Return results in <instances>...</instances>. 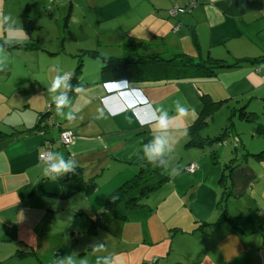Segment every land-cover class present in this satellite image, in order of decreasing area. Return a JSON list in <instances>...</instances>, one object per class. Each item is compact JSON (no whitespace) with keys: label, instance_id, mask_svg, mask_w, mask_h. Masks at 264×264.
I'll return each instance as SVG.
<instances>
[{"label":"crops","instance_id":"crops-1","mask_svg":"<svg viewBox=\"0 0 264 264\" xmlns=\"http://www.w3.org/2000/svg\"><path fill=\"white\" fill-rule=\"evenodd\" d=\"M173 3L189 7V10L172 18L162 15L166 12L161 10ZM95 11L101 15L96 17L99 29L93 27L94 32L84 37L72 33L68 40L63 32L59 38L63 43L56 47L47 46L49 48L46 49L32 36L28 39L25 36H0V42L9 45L0 44L1 47L19 50L16 54L18 61H32L37 65L41 56L39 52H48L45 63L51 69L47 72L39 68L26 71L29 78L22 84L27 88L19 93L32 92L33 83L40 87L27 96L16 95L10 108L18 113L14 122L7 124L0 120V132L3 133L0 135V224L3 227L53 225L51 221L50 224L35 221L32 215L35 210H44L50 214V220L54 218V222L62 218L60 212L68 210L74 217L70 219L67 215L56 222L57 227H75L77 216L91 212L94 215L96 209L103 207L107 194L127 179L132 169L134 172L138 164L146 161L143 146L149 145L153 138L165 142L162 159L164 162L168 160L170 165L186 139L187 127L203 110V95L211 100H224L220 107L231 106L233 114L237 105L248 101L245 106L258 114L264 126V120L259 116L264 113V61L219 68L212 77L202 75V68L184 66L190 72L199 71V74L172 80L158 73L156 76L161 75L159 79L154 76L145 80L132 79L131 87L124 90L106 86L104 82L116 80L112 74L107 76L102 72L103 58L109 56H127L133 60L131 66L138 67L142 64L137 61L146 59L145 56L164 54V58H169L171 56L167 54L177 51L170 43L177 33H183L177 37L180 46L186 35L194 45L190 28L194 30L198 43V49L190 48L191 57L202 56L205 43L210 49L223 48L215 54L218 56H214L212 50L206 54L226 64L241 57L264 58V38L259 28L263 22L259 17H264V0H167L166 3L148 0L144 4L142 1L112 0L97 6ZM73 17L74 14L68 20ZM84 23L80 24V29ZM90 26L92 23H88ZM135 26L138 28L133 32ZM15 39L23 42L17 43ZM190 46L186 45L187 48ZM92 51L97 54L92 56L89 54ZM78 66L81 70L76 73L74 84L71 83L72 90L67 91L69 101L64 109V112L75 116V120L69 123L56 114L52 99L64 91L63 86L51 93L48 89L56 76L73 75ZM4 68L1 73L6 75L1 77L7 76L9 70L11 73L10 62H6ZM36 76H42L43 83ZM178 107L188 111L181 115ZM161 116L166 119V127L159 124ZM214 122L215 125L221 123L215 114L207 120L213 126ZM220 127L217 125V130ZM62 129L73 132L69 144L59 141ZM208 133L214 132L205 129L203 135ZM46 142L51 145L52 159L41 161L38 155ZM260 147L263 151L264 146ZM184 149L190 153V158L187 163L179 160L183 169L202 157L196 158L193 150ZM225 151L228 156V149ZM57 154L63 155L65 160L74 159L82 168L84 178L97 183V189L89 195L77 192L62 198L59 181H52L43 174L47 164L59 163ZM260 160L257 164L250 156L238 158L237 162L241 164L231 171V186L228 177L220 180L215 166L206 167L199 160L200 165L194 172L198 174L197 184L185 203V212L198 224L208 222L216 215L217 220L221 210L225 209L234 226L222 219L215 226H207L212 228L199 230L192 227L186 233L194 235L197 231L200 236L198 249L186 256L179 254L173 264H264V156ZM223 182L231 189L225 197L220 191ZM219 201H225L224 208L222 204L221 207L217 205ZM148 218L155 226L159 225L155 214L148 215ZM216 229L218 234L212 238L211 234ZM23 240L22 237L19 241ZM128 245L133 247L131 252L125 250ZM46 246L51 245L48 243ZM82 247L85 248L84 245ZM164 249L165 246L161 250L154 246L152 249L143 240L136 239L124 243L119 257L125 264H160L161 261L157 260L159 254L168 253ZM153 258H156L154 262ZM165 264H170L168 258Z\"/></svg>","mask_w":264,"mask_h":264},{"label":"rangeland","instance_id":"rangeland-1","mask_svg":"<svg viewBox=\"0 0 264 264\" xmlns=\"http://www.w3.org/2000/svg\"><path fill=\"white\" fill-rule=\"evenodd\" d=\"M110 1L112 0H0V36H4L5 38L25 36L26 39L32 36L33 39H38L43 46H46L44 47L46 49L49 48L47 46L56 47L58 43H63V39H59L62 37L63 32L67 34L66 39L68 40L71 38L70 35L72 33L76 32L80 37H84L92 31L94 32L93 27L99 29L100 25L96 23V17L98 16L100 18L101 15L96 13L95 8L109 3ZM128 1L130 3H140L142 1L144 4L147 3L148 0ZM156 1H161L162 3L167 2V0ZM173 1L174 0H171V2ZM169 7H165L161 12H168L166 10ZM73 14L78 21L75 20L74 17L70 21L68 20V17L70 19ZM161 14L166 15L163 13ZM3 16H10L11 19L6 20ZM259 19L263 21L259 28L262 29L264 38V17H259ZM86 20L87 22H85ZM82 23H84L85 26L80 29V24ZM88 23H92V27H88ZM95 24H97V26ZM15 27L22 28L24 31L12 32V29ZM177 27L178 24L175 26V30ZM137 28L138 26L133 27V32H135ZM182 34V31L181 33H177V37ZM199 35L202 36L200 31ZM177 37H173L170 41L177 51L167 55L172 56L175 53H183L185 57L191 56L189 50L191 47L194 48L192 40L186 35L180 46V40ZM100 41L102 40L100 39ZM187 44L191 46L187 48ZM0 49H3V51L0 52V58H3L6 62H10L12 67L11 73L9 70L7 76H0V120L8 124L14 122L16 120V115H18L17 112L10 109L11 103L16 95L17 97L23 95L27 96L40 87L38 83H33L31 84L32 92L19 93L22 92L24 88H27L22 84L24 79L29 78L26 71L37 70L39 68L47 72L51 69L45 63L46 54H48L46 51L44 54L39 52L41 55L40 62L36 65V63L32 61H18L16 54L19 50L7 49L1 46ZM202 49L203 54L200 56L207 59L206 51L212 50V54L218 56L215 54L223 48L210 49L207 48L204 43ZM155 53L156 51L153 52V54ZM163 55L164 54H162V56ZM4 69L5 68L0 70V75H6V73H1ZM183 69H185V67H183ZM30 78L34 79L31 75ZM36 78L39 82L43 83L42 76H36ZM239 106L240 105H237L236 108H239ZM213 114H215L216 118L218 117V119H220L221 123L220 125H215L214 122V126L211 125V123H207L201 130L202 136H206L205 134L203 135L205 129H212V132H214L212 134L218 135V132H222L223 129L217 130V125L218 128L220 126L221 128H225L229 125L226 139L230 140L231 133H234L242 144L245 145L244 148L242 144H239L237 150L238 158H246V156H240L244 153H258L262 151L260 146H264V136L255 132L258 124H261L259 118L255 122L243 120L239 118L237 112L232 115L231 106L228 107L226 105L216 110ZM259 116L264 120V113H261ZM208 134L212 136L211 133ZM183 144L184 141L178 148L176 160L174 161L178 163L177 167L173 169L172 166L174 162L168 165L169 161L165 160V172L168 169V173L170 174L168 182H164L159 188L152 192L149 191L150 193L147 196L144 195L139 200V204H143L140 207L124 208L122 203L119 205V213L128 218L125 221L114 218L111 214H103L104 208L101 207L97 215H93L91 212L89 215L77 216L75 227H57L58 224L56 222L62 221V218L64 219L67 215L70 216V219L74 217V214L68 210L60 212L59 215L62 216V218H57L56 222L53 221L54 218L50 220V214H47L44 210L33 211L32 215L35 221L42 222L43 224H50L51 221L56 227L52 224L50 227H3L0 224V264H55L56 258H62L66 255H73L77 260V264H79L81 259L86 260L87 264H96V258H102L104 256H113L114 264H125L120 261L119 251L121 247L124 246L125 242L131 240L135 241L136 239L143 240L145 245H149L152 249L154 246L161 250L163 246H165L164 250H167L168 253L164 255L159 254L157 260L161 261L160 264H165L167 258L170 264H173V261L179 257V254L186 256L189 254L188 252L193 253V251L199 247L200 236L197 231L194 235L187 234L186 231H190L192 227H200L199 225L203 222H199L198 224L194 223V220L185 212V203L193 192L194 186L197 184L198 174L183 170V164L180 163L179 160L182 159L187 163L190 158V153L185 151ZM204 147L206 148L193 149V151L195 150L196 158L199 156L204 157L201 163H204L206 167L215 166L220 176L224 174L226 176L225 180L228 177L229 186H231L230 175L232 163H230L229 160L233 154V146L229 143L226 145H218L217 142H215L210 146L206 145ZM225 149H228V156ZM216 152L218 153L217 155ZM212 153L215 156L214 159H212ZM250 158L257 164L261 161L255 156L250 155ZM212 160H214V162ZM191 162H196L200 165L198 159ZM133 170L134 169H132V173ZM136 171L137 168L134 173ZM220 179H222V177ZM153 182H155V180H148V184H153ZM224 185L226 186L223 182V186H221L220 189L221 195H224L225 190H227L223 188ZM139 191V189H136L132 194L138 195ZM224 203L225 201H221L223 208L225 207ZM151 214L157 216L159 225L155 226V224L149 221L150 218H148V215ZM217 216L218 215L208 222H214ZM134 217L139 219L135 220ZM89 220H93L94 222L92 226L94 227V233L88 232V227L90 226ZM72 232H74V236L70 234ZM216 234H218L217 229L211 234V236H213L212 238H214ZM22 237L25 240H23V242L19 241L22 240ZM48 243L51 246H46ZM25 244L32 245L35 254H29L21 258L16 256L12 257V254L15 255L16 252H20L21 249L25 248ZM93 244H103L104 248L93 252L91 248ZM83 245L90 246V248L83 249ZM125 250L131 252L133 247L128 245ZM100 264H103L102 259Z\"/></svg>","mask_w":264,"mask_h":264},{"label":"trees","instance_id":"trees-1","mask_svg":"<svg viewBox=\"0 0 264 264\" xmlns=\"http://www.w3.org/2000/svg\"><path fill=\"white\" fill-rule=\"evenodd\" d=\"M175 6L178 8L184 9L183 12H185L186 10H189V7H182V6L177 5L176 3H173L166 10L168 11L166 12V15H167L166 17L172 18L179 14L177 13L176 15H171L170 11ZM175 26H174V29H175ZM190 31H191V36H192V39L195 45L194 47L195 49H198L197 37L194 34V30L190 28ZM0 44H4V43L0 42ZM4 45L9 46L6 44ZM89 54L94 56L95 54H97V52L92 51V52H89ZM145 57L146 59L142 61H137L138 63L142 64L141 67H138L135 65L131 66L133 60L128 58L127 56H109V57L103 58L104 63L102 67V72L106 73L107 76H110L112 74L111 77H114L113 80H116V81L104 82L105 85L106 86L112 85L114 90H124L126 88L131 87L130 83L132 82V79H140V80L144 79L145 80L152 76H154L156 79H159L161 78V75H165L166 76L165 78H170L172 80L173 79L178 80L181 78H187L188 75L193 76L194 73L199 74V71H196V70H193L190 72L187 69H183L184 66L203 68L204 72L202 75L206 77H212V76H215L216 71L219 68L238 67V66H243V64L247 62L254 63L255 61L257 62L264 61V58H260V57L259 58L241 57V58H235L233 62L226 64L225 61L221 59H214L211 56H207V59L202 58L200 55H198V57H191V56L185 57L183 53H176L174 54V56H171L169 58H164L163 56H160V54L153 55L148 58L147 56ZM80 70L81 69L78 66L75 69L74 74L73 75L71 74L68 76L70 84L71 83L74 84V82L76 81L75 80L76 73H78ZM158 73H160L161 75L156 76V74ZM202 98L203 100L205 99L203 102L204 104L203 110L201 114H199V116L194 120V122L191 123L187 127V130L185 133L186 139L184 141L183 146L186 149L193 150L194 148L204 149L206 148L204 146L206 145L210 146L215 142H217L218 145H226L227 143H229L233 146V154L231 155L229 162L232 163L231 169L234 170L236 167H238L241 164V162H237L238 160L237 150H238L239 144H242V142L238 139V137L234 133H231V135L229 134L231 136L230 140L226 139V136L228 135L229 125H227L225 128L220 127V129H223V131L218 132V135L212 134V136H210L209 134L206 136H202L201 134V130L207 124L208 118L212 117L213 113H215V111L218 110L219 107L224 103V100H211L210 98L207 97V95H203ZM247 104H248V101H245L243 104L241 103L239 108L235 109L234 114L237 112L239 115V118L246 120V121H256V119L258 118V114L256 112H253L247 109L248 107L245 106ZM231 114L233 115V112H231ZM255 132L261 136H264V126L262 124H258V126L255 129ZM2 134L3 133L0 132V135ZM242 146L245 148L244 144H242ZM217 154L218 153L216 152V155ZM250 155L257 157L260 160V158L264 156V151H260L258 153H244V154H241L240 156L247 157ZM214 157L215 156L212 153V159H214ZM202 158L204 157H201L199 160H203ZM240 159L241 158H239V160ZM212 161L214 162V160ZM155 164L158 165V167L153 166L147 161L138 164V168L135 173L133 172L120 185H118L115 189H113L107 194L105 201L103 202V208H104L103 214H111L114 218H117L119 220H123V221L127 220L128 218H126L123 214L119 213L118 207L121 203L123 204L124 208L140 207L143 204H139V200L144 195L147 196L150 193L149 191L152 192L156 190L157 188H159V186H161V184L168 181L170 179V176H169L170 174L168 173V171L165 172V168H164L165 162L162 159V157H157L155 159ZM190 164H192V162L188 163L184 167L183 170H186L187 172H191L187 170V167ZM177 165H178L177 162L173 163L172 168L177 167ZM196 165L198 168L199 166L198 163H196ZM195 171H196V168L192 172H195ZM221 177L225 180L226 176L222 174ZM152 178H155V179H152ZM230 178H231V175H230ZM149 179L153 181L155 180V182H153V184H148ZM58 181L61 186V197L62 198L70 197L71 195L77 192L78 193L82 192L85 195H89L93 191H95L98 187L97 183H94L92 181H87L84 178L83 170L79 166H77L75 174L70 173L64 178L58 179ZM224 188L227 190H225V194L223 195V197L231 193V189H229L226 186ZM136 189L137 190L139 189L140 191L138 195H133L132 193ZM113 196H118V199L115 201V203L111 201ZM217 205L221 207V201H219ZM98 210L99 209H96L94 211V215H97L99 213ZM222 219L227 220L229 223L233 225V222L227 217L226 210L222 209L216 221L212 223L203 222L199 225L200 227H197V229L204 230L205 227L207 226H215ZM89 224L90 226L88 227L89 229L88 232L94 233V229H93L94 227H92L94 225L93 220H89ZM70 234L74 236V232ZM24 247L25 248L21 249L20 252L17 250L18 252H16L15 255L13 256L21 258L24 256H28L29 254H32V255L35 254V250L33 249L32 246L26 247L24 245ZM85 248H88V246H85ZM119 252L123 253V250L120 249ZM155 260L156 258L152 259L153 262Z\"/></svg>","mask_w":264,"mask_h":264},{"label":"clouds","instance_id":"clouds-1","mask_svg":"<svg viewBox=\"0 0 264 264\" xmlns=\"http://www.w3.org/2000/svg\"><path fill=\"white\" fill-rule=\"evenodd\" d=\"M4 19H11L10 16H3ZM24 31L22 28H13L12 32H22ZM26 34V33H25ZM16 40V39H15ZM17 43H22L23 41L16 40ZM7 43V41H6ZM3 49H0L2 52ZM6 67V61L3 58H0V70ZM63 86L64 91H61L58 95L52 97L53 102L56 105V114L63 119H66L69 123H72L75 120V116L71 112H64V109L68 107L69 98L67 96V91L72 90V85L69 82V79L64 75H58L54 78L51 87L48 91L55 92L58 89H61ZM177 111L179 114L184 115L188 111V109L184 107H178ZM103 113L101 112V116ZM159 124L161 127H166L167 122L164 116L159 118ZM164 144L165 142L159 138H153L149 145H144V160L153 166L158 167L155 164V159L157 157H162L164 154ZM60 156L59 163L47 164V166L43 170L44 176L48 177L52 181H56L60 178H64L68 174H75L77 168V162L74 159L65 160L63 155L57 154ZM118 199V196L112 197V202ZM93 252L98 249L104 248L103 244H93L91 246ZM101 259L103 260V264H114V260L111 256L97 257L96 264H100ZM55 264H77V260L73 255H66L62 258H56ZM79 264H87V261L81 259Z\"/></svg>","mask_w":264,"mask_h":264},{"label":"built area","instance_id":"built-area-1","mask_svg":"<svg viewBox=\"0 0 264 264\" xmlns=\"http://www.w3.org/2000/svg\"><path fill=\"white\" fill-rule=\"evenodd\" d=\"M183 11L184 9L175 6L170 11V13L171 15H176L177 13H181ZM65 77L68 78V75H65ZM72 138H73V132L70 129H62L59 133V141L62 144H69L72 141ZM38 159L41 161H50L52 159L50 143L48 142L45 143V147L43 151L39 153ZM195 168H196V164L192 163L187 167V170L192 172Z\"/></svg>","mask_w":264,"mask_h":264}]
</instances>
